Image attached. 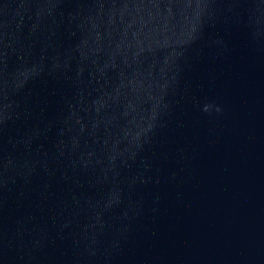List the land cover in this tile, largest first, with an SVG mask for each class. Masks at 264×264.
Returning a JSON list of instances; mask_svg holds the SVG:
<instances>
[{"label": "water", "instance_id": "1", "mask_svg": "<svg viewBox=\"0 0 264 264\" xmlns=\"http://www.w3.org/2000/svg\"><path fill=\"white\" fill-rule=\"evenodd\" d=\"M0 264H264V0H0Z\"/></svg>", "mask_w": 264, "mask_h": 264}]
</instances>
